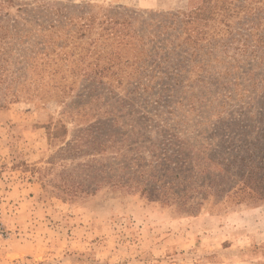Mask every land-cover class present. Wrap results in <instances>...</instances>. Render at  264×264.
<instances>
[{
  "label": "trees",
  "instance_id": "trees-1",
  "mask_svg": "<svg viewBox=\"0 0 264 264\" xmlns=\"http://www.w3.org/2000/svg\"><path fill=\"white\" fill-rule=\"evenodd\" d=\"M4 5L0 105L21 97H55L63 104L56 122L47 128L49 143L54 141L58 148L40 171L43 187L50 185L61 197L93 194L102 186L131 187L186 215H196L208 201L214 206L264 202L263 118L255 120L251 113L252 103L264 100V0H202L189 12L151 17L134 38L122 43L142 54L132 61L133 91L140 84L144 92L153 91L144 99L145 111L128 119L111 112L100 86L108 66L96 63L93 70L70 69L62 75L56 68L58 38L53 34L77 24L89 29L94 12L84 9L73 16L65 7L63 11L44 1L11 15ZM120 51L112 58L120 59ZM83 58L79 55L78 60ZM65 60L59 56V61ZM192 71L196 78L191 82ZM67 77L71 81L65 84ZM79 77L80 94L65 102L69 84ZM157 78L165 82L158 86ZM206 83L216 88L213 99L220 97L218 101L248 97V113L244 109L243 115L248 124L230 120L225 130L219 127L221 132L207 131L201 126L211 118L178 114L179 107L210 103L207 97L213 92Z\"/></svg>",
  "mask_w": 264,
  "mask_h": 264
},
{
  "label": "rangeland",
  "instance_id": "rangeland-1",
  "mask_svg": "<svg viewBox=\"0 0 264 264\" xmlns=\"http://www.w3.org/2000/svg\"><path fill=\"white\" fill-rule=\"evenodd\" d=\"M44 1L63 11L65 7L73 16L84 9L94 12L89 29H80L77 24L68 32L53 34L58 38L53 58L59 62L56 68L60 75L70 69L93 70L96 63L108 66L100 86L113 107L111 112L121 119L143 113L147 105L144 99L153 92H144L143 84L133 91L132 61L142 54L122 43L134 38L151 17L189 12L202 2L0 0V4L15 15ZM82 30L85 35L80 36ZM120 49V59L112 58ZM79 55H84L82 61ZM59 56L66 60L59 61ZM189 75L192 82L196 72ZM157 80L158 86L165 82ZM70 81L68 78L65 84ZM82 85L80 77L69 84L71 91L65 102L75 99ZM211 86L205 84L213 92L207 97L210 103L193 101L194 108L188 104L177 113L194 120L211 118V123L201 126L207 131L221 132L219 127L225 130L230 120L248 124L243 115L244 109L248 113L246 102L250 99L218 101L220 97L213 99L217 93ZM173 94L180 93L175 90ZM113 99L120 100L115 103ZM252 104V115L255 120L263 118L264 125V100ZM62 107L55 97H21L0 105V264H264V202L214 206L208 201L196 215H186L131 187L102 186L93 194L77 197H61L50 185L43 187L40 171L58 148L54 141L49 143L47 128L56 122ZM218 120L221 123H212ZM68 126L72 130L70 123Z\"/></svg>",
  "mask_w": 264,
  "mask_h": 264
},
{
  "label": "built area",
  "instance_id": "built-area-1",
  "mask_svg": "<svg viewBox=\"0 0 264 264\" xmlns=\"http://www.w3.org/2000/svg\"><path fill=\"white\" fill-rule=\"evenodd\" d=\"M0 233H1V230H0Z\"/></svg>",
  "mask_w": 264,
  "mask_h": 264
}]
</instances>
